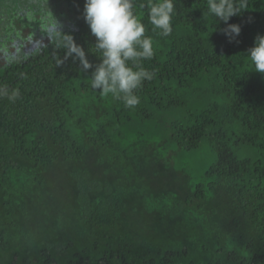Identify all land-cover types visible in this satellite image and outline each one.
<instances>
[{
  "label": "trees",
  "instance_id": "obj_1",
  "mask_svg": "<svg viewBox=\"0 0 264 264\" xmlns=\"http://www.w3.org/2000/svg\"><path fill=\"white\" fill-rule=\"evenodd\" d=\"M58 1L68 12L47 42L18 59L3 50L0 264H264V74L247 57L264 0L229 19L232 42L207 0H174L167 37L134 0L154 76L132 109L90 87L85 0ZM47 16L16 21L35 30Z\"/></svg>",
  "mask_w": 264,
  "mask_h": 264
},
{
  "label": "clouds",
  "instance_id": "obj_2",
  "mask_svg": "<svg viewBox=\"0 0 264 264\" xmlns=\"http://www.w3.org/2000/svg\"><path fill=\"white\" fill-rule=\"evenodd\" d=\"M247 7L248 0H207V14L227 25L223 34L229 42L239 36L241 28L227 22ZM133 8L134 0H85L84 20L95 37L94 48L100 62L92 65L84 59L85 54L78 56L83 70L92 69L88 78L91 89L104 96L111 95L127 109L139 104L137 90L154 76L143 64L154 55L152 38L145 35L144 24ZM147 8L153 31L163 37L171 35L174 0H148ZM247 57L253 70L264 74V35H257ZM4 94L10 101L17 96L16 92Z\"/></svg>",
  "mask_w": 264,
  "mask_h": 264
},
{
  "label": "rangeland",
  "instance_id": "obj_3",
  "mask_svg": "<svg viewBox=\"0 0 264 264\" xmlns=\"http://www.w3.org/2000/svg\"><path fill=\"white\" fill-rule=\"evenodd\" d=\"M14 3H16L15 9L12 11L16 15L14 16L12 14L14 24L8 25L10 6H13ZM48 11H52L53 16L50 23L48 21L45 22L44 28L38 26L33 30L32 27L29 29L16 21L18 16L21 17L22 21L30 22L32 12L38 15H44L45 20H47ZM58 12H68V8L59 3L58 0H0V66L4 63H8L10 60V58H4V49H8V53L12 54V56L17 59L21 58L23 55L26 56L30 54L43 45V43L47 42L50 39V31L60 30L53 23L54 20L60 17L59 14H57ZM5 26H8L9 29L6 35H4ZM3 43L5 44L2 45ZM209 158H211L210 155L205 152L201 160L198 159L192 164L194 170L201 166L199 162L205 164ZM225 209V211H229V207H225Z\"/></svg>",
  "mask_w": 264,
  "mask_h": 264
}]
</instances>
